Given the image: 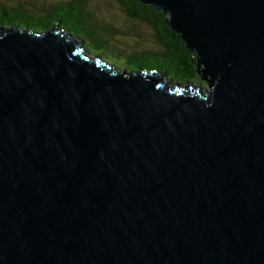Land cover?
I'll return each mask as SVG.
<instances>
[{
    "label": "water",
    "instance_id": "95a60500",
    "mask_svg": "<svg viewBox=\"0 0 264 264\" xmlns=\"http://www.w3.org/2000/svg\"><path fill=\"white\" fill-rule=\"evenodd\" d=\"M136 1L203 86L0 28V264H264V0Z\"/></svg>",
    "mask_w": 264,
    "mask_h": 264
},
{
    "label": "trees",
    "instance_id": "16d2710c",
    "mask_svg": "<svg viewBox=\"0 0 264 264\" xmlns=\"http://www.w3.org/2000/svg\"><path fill=\"white\" fill-rule=\"evenodd\" d=\"M130 20H137L150 26L155 49L143 50L128 55V68L154 70L162 76H171L176 83L199 84V77L193 69L192 54L188 52L178 36L166 27V19L150 6H142L136 0H114ZM20 2V1H19ZM16 2L13 6L0 3V28L28 29L41 32L55 26L58 31L75 37L85 46L95 49L109 48L108 41L116 30L108 25L97 23L93 14L86 11L88 0H49L41 7L28 2Z\"/></svg>",
    "mask_w": 264,
    "mask_h": 264
},
{
    "label": "rangeland",
    "instance_id": "374dc122",
    "mask_svg": "<svg viewBox=\"0 0 264 264\" xmlns=\"http://www.w3.org/2000/svg\"><path fill=\"white\" fill-rule=\"evenodd\" d=\"M19 1L21 3L28 2L29 5L32 3L34 7H41L49 2V0H0V3L5 6H13ZM86 11L93 14V19L97 23L111 26L116 30L111 40L108 41L109 48L95 49L89 44L83 46L84 51L91 58L99 57L101 61L114 69L126 70L128 58L119 56L117 52L129 56L131 53L155 49L150 26L137 20L128 19L123 9L114 0H88ZM165 78L176 82L169 75L168 77L165 75ZM201 90L203 89L201 88Z\"/></svg>",
    "mask_w": 264,
    "mask_h": 264
},
{
    "label": "flooded vegetation",
    "instance_id": "af4514ba",
    "mask_svg": "<svg viewBox=\"0 0 264 264\" xmlns=\"http://www.w3.org/2000/svg\"><path fill=\"white\" fill-rule=\"evenodd\" d=\"M203 84V83H202Z\"/></svg>",
    "mask_w": 264,
    "mask_h": 264
}]
</instances>
